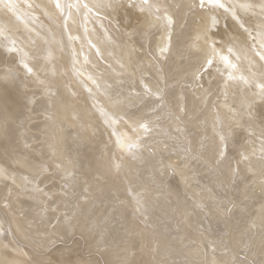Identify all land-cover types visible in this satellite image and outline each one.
I'll use <instances>...</instances> for the list:
<instances>
[{"label": "bare ground", "instance_id": "bare-ground-1", "mask_svg": "<svg viewBox=\"0 0 264 264\" xmlns=\"http://www.w3.org/2000/svg\"><path fill=\"white\" fill-rule=\"evenodd\" d=\"M5 5L15 9V26L27 19L31 32L45 29L35 42L50 50L0 70V264H96L60 259L56 250L39 256L31 223L41 208L18 193L44 159L82 144L92 172L101 154L119 176L144 166L135 176L148 177L147 188L137 179V193L124 198L137 229L143 203L154 205L153 228L140 236L143 264H264V118L256 121L262 113L254 110L264 102V81L255 80L264 77V7L255 9L264 0H0ZM218 73L222 86L213 89ZM68 128L73 141L60 139ZM221 189L226 198L216 195ZM46 227L58 232L61 222ZM193 231L204 242L187 238Z\"/></svg>", "mask_w": 264, "mask_h": 264}, {"label": "rangeland", "instance_id": "rangeland-1", "mask_svg": "<svg viewBox=\"0 0 264 264\" xmlns=\"http://www.w3.org/2000/svg\"><path fill=\"white\" fill-rule=\"evenodd\" d=\"M253 1L259 3L262 0ZM263 7L264 5H257L255 9L256 11H260ZM251 8L253 10L254 7ZM12 9H14L12 5H5V7L0 8V19L5 20L7 23L5 29H0L1 71L7 70L12 64L22 67L25 59L30 58L34 51L36 53L40 51L39 54H43L50 50L48 44L36 45L38 36L45 32V29L39 27L38 32V29L35 32H31L27 26V19L22 24L15 26L13 22L15 12ZM105 19L103 18L104 23L111 21ZM34 45L37 46L36 49L33 48ZM258 51L260 52V50ZM161 61L164 60L161 58L158 61L159 63L155 62L160 66ZM56 66H53L52 69H55ZM166 66L168 67L169 64ZM243 71H237V75L243 74ZM219 74L213 80V89L222 86L220 82L221 78L219 77L221 75ZM255 80L256 83L261 84V81H264V77L258 75ZM249 84L253 85V83ZM259 87H264V84H261ZM262 90L264 95V89ZM247 92H251L250 88H247ZM167 95L165 97L171 98L169 94ZM157 99H153V102ZM246 99L249 101L248 98ZM253 104H255V101ZM157 107L159 106H153L156 112ZM154 109H151L153 112H150L155 113ZM257 109L262 114L256 117L255 120L262 122V118H264V102L259 104L256 102L254 110ZM41 126H45V124ZM48 126L46 125V127ZM56 128V125L49 126V130L51 131H56ZM70 131L69 128L61 131L59 134L60 139L72 136L71 141H73L75 138L73 137V132ZM173 137L174 135L170 138L172 141L175 139ZM182 138L176 139L178 143L180 141V145L183 146L184 144L186 146V143L183 141L186 138ZM42 141L40 138L34 140L33 143L42 145ZM51 143L53 142L50 141L48 144ZM45 144L43 143V145ZM86 146V144L75 148L67 146L61 153L44 159L40 163L37 173L18 190V193L28 197L27 199L31 205L37 204L35 206L36 209H39L38 206L41 208L39 213L35 210L32 212L36 220L31 223V226L36 227V240L39 241V243L36 240L33 241L37 245H34L32 249L36 250L39 256L44 257L56 250L55 254L63 260L66 256L71 255L80 256L84 259H95L96 264H143L141 260L142 247L140 245V236L142 232H147L149 228H153L152 224H150L152 221L150 215L154 209V205L152 203H143L141 212L139 213L142 227L137 229L132 223L124 198L127 191L130 190L137 193L139 190L137 188L134 189L138 179L135 174L140 173L141 175V170L144 166L140 165L134 168L131 171L134 176H130L131 173L128 177L119 176L115 162L104 154H101L98 157L97 172H92L89 167L92 154L86 149ZM214 161L216 162V160ZM69 162L73 164H69ZM206 164L209 165L210 163L206 162ZM209 167L211 168L209 172H212V165L210 164ZM213 171L216 170L214 169ZM138 181L140 189L147 188L148 184L146 182L149 181L148 177L144 176L141 179L139 177ZM225 191H217L216 195L220 198L223 196V198H226L227 194H223ZM157 192L167 194L166 189H157ZM223 198L221 200H225ZM224 205L226 207L225 203H223ZM57 221L61 222L58 232L47 229V225ZM176 221H172L170 226H173ZM178 232L173 230L174 234ZM205 232L212 234L210 230H206ZM202 234L201 231H193L189 236H186H188L187 238L190 237L192 242L202 239L204 242L205 236ZM192 235H196L199 238L195 237L193 240L194 237ZM2 236H5V234H2ZM16 236L26 243L25 247L27 244L33 245L24 235L16 234ZM27 248L30 250L28 246L25 249ZM253 256L256 255L254 254ZM258 256L260 258L261 255Z\"/></svg>", "mask_w": 264, "mask_h": 264}]
</instances>
